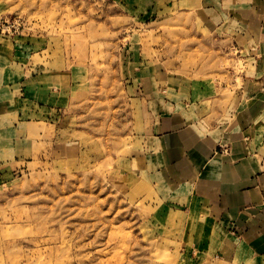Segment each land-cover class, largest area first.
Instances as JSON below:
<instances>
[{
  "label": "rangeland",
  "instance_id": "obj_1",
  "mask_svg": "<svg viewBox=\"0 0 264 264\" xmlns=\"http://www.w3.org/2000/svg\"><path fill=\"white\" fill-rule=\"evenodd\" d=\"M129 4L0 0V36L33 85L49 90L6 118L12 157H0V264H236L207 252L203 221L171 209L125 157L124 136L138 62L178 78L184 93L192 78L228 76L240 54L226 44L209 49L224 39L197 29L191 13Z\"/></svg>",
  "mask_w": 264,
  "mask_h": 264
},
{
  "label": "crops",
  "instance_id": "obj_2",
  "mask_svg": "<svg viewBox=\"0 0 264 264\" xmlns=\"http://www.w3.org/2000/svg\"><path fill=\"white\" fill-rule=\"evenodd\" d=\"M120 1L129 7L132 0ZM138 2L141 12L193 14L197 29L224 39L209 49L226 44L240 55L228 76L192 78L184 93L178 78L160 77L138 62L125 157H134L171 209L184 211L193 225L195 218L203 221L207 252L236 264H264V0ZM11 46L0 36V157H12L6 118L23 109L25 97L49 94L43 83L33 85Z\"/></svg>",
  "mask_w": 264,
  "mask_h": 264
}]
</instances>
